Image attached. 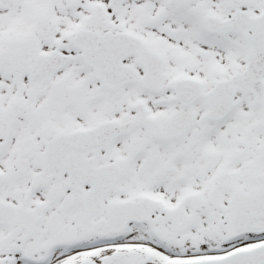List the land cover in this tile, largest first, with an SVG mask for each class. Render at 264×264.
Segmentation results:
<instances>
[{
    "label": "snow or ice",
    "instance_id": "1",
    "mask_svg": "<svg viewBox=\"0 0 264 264\" xmlns=\"http://www.w3.org/2000/svg\"><path fill=\"white\" fill-rule=\"evenodd\" d=\"M0 264H264V0H0Z\"/></svg>",
    "mask_w": 264,
    "mask_h": 264
}]
</instances>
